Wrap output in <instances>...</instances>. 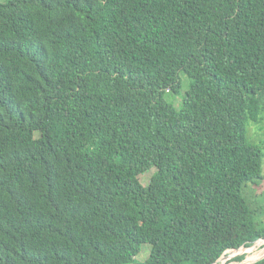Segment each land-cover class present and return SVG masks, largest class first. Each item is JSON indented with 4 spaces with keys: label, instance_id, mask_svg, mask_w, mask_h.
Instances as JSON below:
<instances>
[{
    "label": "trees",
    "instance_id": "16d2710c",
    "mask_svg": "<svg viewBox=\"0 0 264 264\" xmlns=\"http://www.w3.org/2000/svg\"><path fill=\"white\" fill-rule=\"evenodd\" d=\"M263 119L264 0L0 2V264H133L143 243L141 264H212L252 245Z\"/></svg>",
    "mask_w": 264,
    "mask_h": 264
},
{
    "label": "rangeland",
    "instance_id": "374dc122",
    "mask_svg": "<svg viewBox=\"0 0 264 264\" xmlns=\"http://www.w3.org/2000/svg\"><path fill=\"white\" fill-rule=\"evenodd\" d=\"M7 0H0L1 3L6 2ZM181 79V88L179 93H165V99L171 102L177 109L180 108L182 96L185 91L189 87L190 78L183 71L180 73ZM247 138L251 142H255L256 144H260L264 151V119L258 123L249 122L247 125ZM155 168H151L145 173L139 176L142 184H147L152 173ZM263 173H264V162H263ZM246 191V194H245ZM244 191V195L247 198V201L250 203L252 210L254 211V218L257 224L264 226V180L260 183L254 185L251 183L247 184L246 190ZM241 213L236 216H232L230 213H226L222 216L221 219L218 220V233L224 234L225 232L230 235H236L241 229L244 228V219H241ZM221 227V228H220ZM221 231V233H220ZM249 247H254V250L251 252H245L244 250ZM150 251V245L147 243H143L141 245L140 252L136 255L139 263L133 264H141V262L147 257ZM240 257V258H238ZM264 257V243L258 245L257 243H253L247 247H239L237 249H229L223 252V254L218 258L220 262L217 264H252L257 260Z\"/></svg>",
    "mask_w": 264,
    "mask_h": 264
},
{
    "label": "bare ground",
    "instance_id": "6f19581e",
    "mask_svg": "<svg viewBox=\"0 0 264 264\" xmlns=\"http://www.w3.org/2000/svg\"><path fill=\"white\" fill-rule=\"evenodd\" d=\"M264 243V240H261V241H259V242H257V244L258 245H261V244H263ZM254 250V247H249V248H246L244 251L245 252H251V251H253ZM220 262V261H219ZM218 262V263H219Z\"/></svg>",
    "mask_w": 264,
    "mask_h": 264
},
{
    "label": "clouds",
    "instance_id": "9594fccd",
    "mask_svg": "<svg viewBox=\"0 0 264 264\" xmlns=\"http://www.w3.org/2000/svg\"><path fill=\"white\" fill-rule=\"evenodd\" d=\"M258 239H259V238H258ZM256 241H257V240H256ZM256 241H255V242H256ZM255 242H254V243H255ZM242 247H246V246H242ZM232 249H234V248H232ZM227 250H229V249H227ZM219 261H220V259H217V260H216L214 263H212V264H217Z\"/></svg>",
    "mask_w": 264,
    "mask_h": 264
},
{
    "label": "built area",
    "instance_id": "2783aa9c",
    "mask_svg": "<svg viewBox=\"0 0 264 264\" xmlns=\"http://www.w3.org/2000/svg\"><path fill=\"white\" fill-rule=\"evenodd\" d=\"M261 240H264V238H259V239H257V241H256L255 243H257V242H259V241H261Z\"/></svg>",
    "mask_w": 264,
    "mask_h": 264
}]
</instances>
